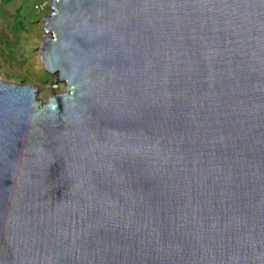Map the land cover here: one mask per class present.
<instances>
[{
    "label": "water",
    "instance_id": "water-1",
    "mask_svg": "<svg viewBox=\"0 0 264 264\" xmlns=\"http://www.w3.org/2000/svg\"><path fill=\"white\" fill-rule=\"evenodd\" d=\"M0 79V264H264V0H54Z\"/></svg>",
    "mask_w": 264,
    "mask_h": 264
},
{
    "label": "rangeland",
    "instance_id": "rangeland-1",
    "mask_svg": "<svg viewBox=\"0 0 264 264\" xmlns=\"http://www.w3.org/2000/svg\"><path fill=\"white\" fill-rule=\"evenodd\" d=\"M54 0H0V79L39 88L40 99L66 91L41 64L45 18Z\"/></svg>",
    "mask_w": 264,
    "mask_h": 264
}]
</instances>
